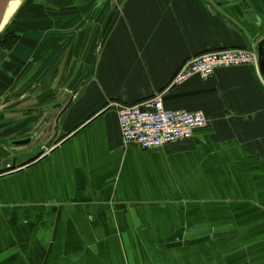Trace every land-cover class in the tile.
<instances>
[{
  "label": "crops",
  "instance_id": "0c3cea01",
  "mask_svg": "<svg viewBox=\"0 0 264 264\" xmlns=\"http://www.w3.org/2000/svg\"><path fill=\"white\" fill-rule=\"evenodd\" d=\"M84 1L74 28L29 23L7 64L30 70L5 83L29 93L0 104V264H264V81L250 66L171 85L199 55L253 49L264 0H245L255 20L240 0H123L114 13L107 0L65 78L44 88L96 0ZM52 2L39 9L64 6ZM155 95L207 127L158 151L125 145L117 107Z\"/></svg>",
  "mask_w": 264,
  "mask_h": 264
},
{
  "label": "built area",
  "instance_id": "2783aa9c",
  "mask_svg": "<svg viewBox=\"0 0 264 264\" xmlns=\"http://www.w3.org/2000/svg\"><path fill=\"white\" fill-rule=\"evenodd\" d=\"M250 66H256L253 49L233 48L204 53L186 62L173 76L171 85H181L194 76L206 80L219 69ZM116 118L122 142L146 151H158L190 140L196 130L208 125L201 112L166 109L161 95L141 104L118 106Z\"/></svg>",
  "mask_w": 264,
  "mask_h": 264
},
{
  "label": "rangeland",
  "instance_id": "374dc122",
  "mask_svg": "<svg viewBox=\"0 0 264 264\" xmlns=\"http://www.w3.org/2000/svg\"><path fill=\"white\" fill-rule=\"evenodd\" d=\"M45 1H47V0H23L21 2H16V3L12 4V5L16 6V8H15V10H16L18 8V6H20L22 3H24V5L19 7L16 10V12L14 13L12 20L9 22V24H10L8 26L9 28L7 30L5 29L2 33H0V43L5 38V35L8 34L9 32L11 33V36L14 34L16 38L21 37L23 33L27 34V32L29 31V29L27 28L29 23L34 22L36 20V18L37 19L40 18L39 16H55V18H57L59 16L65 17L62 19L66 20L65 22L67 24L63 25V27L69 29V27L74 28L77 25H79L78 23H76V21L81 20L83 17L85 18L89 13V8L85 7L84 10H87V12H86V14L82 15L84 4L86 5L84 0H63L62 5L64 4V6H62L60 8V7L55 6V5H53V6L50 5V7L48 9H50L52 11L51 12L48 11L45 13L44 9H39V7L41 5H43L45 3ZM51 1H53L52 3H54L56 0H51ZM59 2H60V0H59ZM88 2L91 3V1H88ZM39 11H41L42 13H38ZM29 17H31V18H29ZM58 20H61V19L58 18ZM62 22H64V21H62ZM62 22L60 24H63ZM60 24L58 23L57 25H60ZM43 26H46V25H43ZM32 29H33V27L30 28V30H32ZM19 45L20 44H19V39H18V41L16 42V44L14 46L10 47L9 50L7 49L8 51H3V49H5V48L0 49V87L1 88L3 87L6 90V92L4 93L2 98L5 97L6 93H9L6 96V99L4 100V101H6V103L1 102V100H0V104H2V105L7 104V103L8 104L11 103V101L14 98L16 99L18 97V95L21 93H26V94L29 93L28 88H24V90L20 93L19 92L14 93L12 91L10 92V89L7 88L5 85V83L9 80L10 82L13 83V88H16L17 82L22 77H24L26 74L29 73L30 66H28L29 61H27V59H26V61H24L25 68L20 71L19 76L11 75V69L12 68H10L11 66L7 65V64L13 63L14 59L12 57L14 54H16L18 52V48H19L18 46ZM93 47H94V43H93ZM0 48H1V44H0ZM6 68H8L7 70H10L9 74H6L7 76L9 75L8 77L1 74V71H4ZM13 74H14V72H13ZM1 78H5L6 80H3ZM10 163H11L10 160L6 161L5 170L9 171L11 169ZM7 165H9V168L6 167Z\"/></svg>",
  "mask_w": 264,
  "mask_h": 264
},
{
  "label": "water",
  "instance_id": "95a60500",
  "mask_svg": "<svg viewBox=\"0 0 264 264\" xmlns=\"http://www.w3.org/2000/svg\"><path fill=\"white\" fill-rule=\"evenodd\" d=\"M11 1H23V0H0V24L3 19L6 6ZM106 1L107 0H96L94 2L91 8L89 17L86 20V22L74 31L75 36L71 42L70 47L67 50V54L65 56L63 66L60 69V63H57L55 65L50 75L48 76V79L44 83V86H43L44 88L50 86L53 80L57 77L59 73H60L61 79L65 78V76L67 75L69 67H70V63L73 58V54L77 48V45L80 39L79 38L80 33H83V36H82V39H80L81 45H80L79 52L82 53L85 50V47L87 46L90 40L91 34L93 32L95 16L97 15L98 11L101 9V7ZM122 1L123 0H114L113 6H112V13H114L117 10L118 6L122 3ZM219 1H222V0H219ZM238 5L243 10V14L246 16V18L254 19V20L256 19L255 15L251 13L250 8L245 0H240L238 2ZM250 35H251L250 42L254 44L253 49L256 53V69H257L259 76L264 81V37H263L264 30L263 32H261L260 34L256 36H252V34ZM74 96H75V93L71 95L70 101L74 98ZM60 106H61L60 104H57L53 106V109L60 107ZM32 139H33V136H30V137H27L19 141L11 142L10 145L12 146L28 145L30 144Z\"/></svg>",
  "mask_w": 264,
  "mask_h": 264
},
{
  "label": "bare ground",
  "instance_id": "6f19581e",
  "mask_svg": "<svg viewBox=\"0 0 264 264\" xmlns=\"http://www.w3.org/2000/svg\"><path fill=\"white\" fill-rule=\"evenodd\" d=\"M16 2H21V1H11L7 4L6 9H5V13L3 15V19H2L1 24H0V33H2L6 29V26L11 21L13 15H14V12H15V8H16V6L12 5V4H14Z\"/></svg>",
  "mask_w": 264,
  "mask_h": 264
},
{
  "label": "flooded vegetation",
  "instance_id": "af4514ba",
  "mask_svg": "<svg viewBox=\"0 0 264 264\" xmlns=\"http://www.w3.org/2000/svg\"><path fill=\"white\" fill-rule=\"evenodd\" d=\"M18 39H20V37L16 38L14 34L11 36V33L9 32L8 34L5 35V38L3 39V41H1V43H0L1 44V48L0 49L4 48V46L8 45L11 42V40H18ZM3 51H8V50L7 49H3ZM10 143L11 142H9L7 144L10 145ZM10 168H11V163H10Z\"/></svg>",
  "mask_w": 264,
  "mask_h": 264
},
{
  "label": "trees",
  "instance_id": "16d2710c",
  "mask_svg": "<svg viewBox=\"0 0 264 264\" xmlns=\"http://www.w3.org/2000/svg\"><path fill=\"white\" fill-rule=\"evenodd\" d=\"M17 41H18V40H11V42H10L8 45L4 46V48L9 50L10 47L14 46V45L16 44ZM3 44H4V43H3Z\"/></svg>",
  "mask_w": 264,
  "mask_h": 264
}]
</instances>
